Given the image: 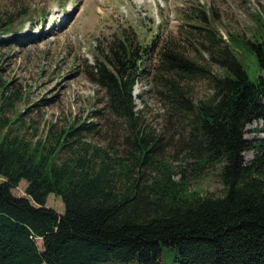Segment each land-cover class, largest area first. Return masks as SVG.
Masks as SVG:
<instances>
[{"label":"trees","instance_id":"trees-1","mask_svg":"<svg viewBox=\"0 0 264 264\" xmlns=\"http://www.w3.org/2000/svg\"><path fill=\"white\" fill-rule=\"evenodd\" d=\"M24 41L11 33L0 45ZM234 43L263 74L264 28ZM155 44L121 35L91 67L109 116L131 129L126 162L85 141L96 133L92 124H71L51 148L32 143L21 134L20 114L13 121L1 115L21 97L5 98L8 84L0 83V264H160L167 251L173 264H264V144L244 137L253 122L264 132V75L251 80L228 48L223 76L209 79L210 100L189 103L171 81L163 83L171 110L191 116L184 147L194 171L218 172L221 196L202 195L190 179L173 180L172 167L159 159L160 139L138 129L133 88ZM158 55L163 74L201 70L164 45ZM249 149L256 152L246 162ZM21 181L25 197H16ZM50 194L62 201L63 214L45 206Z\"/></svg>","mask_w":264,"mask_h":264},{"label":"rangeland","instance_id":"rangeland-1","mask_svg":"<svg viewBox=\"0 0 264 264\" xmlns=\"http://www.w3.org/2000/svg\"><path fill=\"white\" fill-rule=\"evenodd\" d=\"M263 28L264 0H0V40L7 41L11 33L25 36L24 45H0V83L8 84L4 97L14 93L21 97L1 115L13 121L20 114L21 134L49 148L71 124H92L96 133L86 135L85 141L115 151L126 162L125 139L131 129L109 116L104 91L90 81L91 67L121 35L148 48L155 39L159 48L144 62L133 88L138 129L160 139L159 159L170 164L175 182L188 178L191 190L221 196L217 170L195 172L196 164L188 158L184 144L191 116L174 113L160 91L171 81L189 103L210 100L209 79L223 76L226 67L220 61L227 60L228 48L248 77L256 80L264 72L234 40L260 36ZM30 40L38 42L29 44ZM162 45L176 59L201 70L161 73L166 66L158 55ZM261 128L260 122L248 125L245 140L264 144ZM255 152L245 151V161ZM63 158L60 154L59 161ZM25 188L21 181L12 193L25 197ZM45 206L60 215L64 212L62 201L53 194ZM37 245L41 249V240ZM173 261V253L167 251L160 264Z\"/></svg>","mask_w":264,"mask_h":264}]
</instances>
